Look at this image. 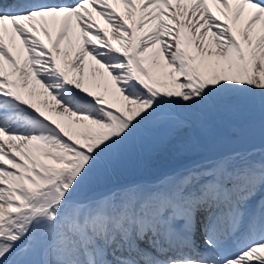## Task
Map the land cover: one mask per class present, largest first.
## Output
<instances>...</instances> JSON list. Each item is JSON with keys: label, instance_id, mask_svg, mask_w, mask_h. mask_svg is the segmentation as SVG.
Instances as JSON below:
<instances>
[{"label": "snow or ice", "instance_id": "6c2138e0", "mask_svg": "<svg viewBox=\"0 0 264 264\" xmlns=\"http://www.w3.org/2000/svg\"><path fill=\"white\" fill-rule=\"evenodd\" d=\"M0 264H264V0H0Z\"/></svg>", "mask_w": 264, "mask_h": 264}]
</instances>
